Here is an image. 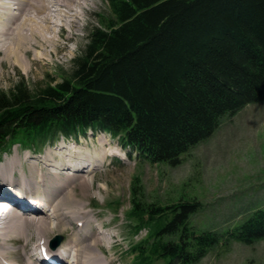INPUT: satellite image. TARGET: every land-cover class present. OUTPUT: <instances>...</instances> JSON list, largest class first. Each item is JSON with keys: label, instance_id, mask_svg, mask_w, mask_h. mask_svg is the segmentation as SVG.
I'll return each instance as SVG.
<instances>
[{"label": "trees", "instance_id": "1", "mask_svg": "<svg viewBox=\"0 0 264 264\" xmlns=\"http://www.w3.org/2000/svg\"><path fill=\"white\" fill-rule=\"evenodd\" d=\"M73 70L33 92H0V153L59 136L105 132L152 164L178 166L224 115L264 99V0H105ZM134 178L125 226L129 264H194L222 237L188 224L197 201L142 202ZM145 230L135 241L133 236ZM229 236L264 240V210Z\"/></svg>", "mask_w": 264, "mask_h": 264}, {"label": "rangeland", "instance_id": "2", "mask_svg": "<svg viewBox=\"0 0 264 264\" xmlns=\"http://www.w3.org/2000/svg\"><path fill=\"white\" fill-rule=\"evenodd\" d=\"M51 10L50 13L59 20V11H53L55 7H51ZM63 14L66 15L64 20L71 18L75 21L70 31L72 37L65 39L67 28L59 31V47L51 57L44 55L45 50L42 48H32L25 55L27 64L19 66L9 61L2 62L0 92H7L22 81L33 92L59 82L63 76L71 73L75 60L83 54L90 31L100 27L103 19L110 16L105 0H85L80 6L71 4L70 9ZM41 54L45 59H34ZM53 143V146H45L40 152L31 153L15 146L0 158V162L17 158L19 175L15 174L16 177H20L22 170L29 174L28 167L34 165L31 169L36 172L32 179L35 182L34 197L46 199L49 191L40 187L35 177L42 176L44 184H48L54 175L48 172V168H52L60 176L64 187L67 177H72L66 176V172H72L70 165L74 167L73 164L80 161L82 165L73 171L74 178L69 188H62L66 200L70 198L65 211L77 210L78 204L84 203L83 209L88 211L90 218L87 223L93 230L97 231L100 224L106 226L104 232L112 236L115 247V250L107 251V256L115 264H129V257L125 255L129 242L125 226L129 223L126 213L130 209L135 177L139 179L138 196L145 204L166 206L179 201L200 203V207L188 219L189 226L196 232L216 233L222 240L194 264H264V240L245 245L229 236V232L252 212L264 210V99L247 104L234 115L221 117L219 126L211 136L191 147L175 167L166 163L152 164L139 158L128 149H122L116 139L103 133L88 132L76 140L60 138ZM60 153L67 154L65 157L70 161L60 157ZM107 154L116 156L112 159ZM80 156H90V159L82 161L79 160ZM121 156L127 158L125 163L119 162ZM46 158L50 166L46 165ZM88 165L94 170L84 171L86 168L83 167ZM14 183L13 179L11 182L8 179L5 190H12L11 186L22 188L20 183H15L17 186ZM3 195L0 191V196ZM70 227H74L73 231L56 230L50 234L48 244L51 243V246L55 236L61 237L54 250H59L69 239L81 233L77 231L75 221H69ZM145 234V230H142L139 238L142 239ZM25 243L24 239L7 242L4 246L7 261L19 260L24 263L27 257ZM36 255L35 251L29 258L34 264H39L34 259ZM62 255L63 258L67 257L66 253ZM72 257L67 258V261H72Z\"/></svg>", "mask_w": 264, "mask_h": 264}, {"label": "bare ground", "instance_id": "3", "mask_svg": "<svg viewBox=\"0 0 264 264\" xmlns=\"http://www.w3.org/2000/svg\"><path fill=\"white\" fill-rule=\"evenodd\" d=\"M83 1L85 0H0V64L5 61L19 66L27 64L25 55L29 54L32 48L44 49V55L49 57L53 56V52L56 54L61 38L59 31L67 28L68 35L65 39L69 40L72 37L70 31L75 26L73 19L64 20L66 15L63 13L70 9L71 4L80 6ZM85 4L87 5V3ZM85 4L83 5L84 8L87 7ZM51 7H55L53 11H59L57 13L60 15L59 20L50 13ZM76 17L79 18L77 12ZM34 59L45 58L41 54L36 55ZM21 68L26 69L25 67ZM60 154V157L70 161L65 157L67 154ZM89 159L90 156L79 157V160L82 161ZM45 163L47 166L51 165L47 158ZM80 165H82L80 161L76 165L73 164L74 167L70 165L72 172H66V176L72 177H67L68 181L64 182L66 185L64 187L69 188L70 182L74 178L73 171L78 170ZM33 167L34 165L28 167L30 169L29 174L22 170L20 177H16L15 174H18L17 158L13 157L0 162V191L4 194L8 192L5 190L8 179L10 182L13 179L16 184L20 183L19 186L22 188L18 187L17 189L11 186L12 190L16 189L12 192L19 197H24L23 205L32 211L30 215L24 213L23 216L19 215L20 211H16L17 215L7 213L4 222L0 225V264L1 261H7L5 244L18 239L26 241L24 250L27 257L24 263H20L19 260H11L7 261V264H34L29 257H32L35 251H39L40 248H45L47 253L61 261V264H115L114 260L107 256V251H113L115 247L112 244V236L104 232L106 226L100 224L102 230H93L87 223L90 218L88 211L83 209L84 203L78 204L77 210L66 213L67 200L69 201L70 198L66 200L65 190H62L64 187H62L61 178L52 168H48V172L54 174L53 178L48 180V184H44L42 176L37 174L38 178L35 177L36 183L49 191L48 197L44 199L46 206L53 201L44 213H42L43 210L38 209L41 205L35 204L37 196L34 197L33 194L35 182L32 179L36 172L31 170ZM83 168H86L84 171L87 172L94 170V167H89V165ZM16 184L15 186H17ZM5 209H9V206H6ZM83 219L84 222H82ZM69 221H75L77 231L79 230L81 233L76 234L69 241H65L66 243L64 242V246L59 250L52 249L51 243L48 244L50 234L56 230L64 232V229L65 231L69 229L73 231L74 227L69 228ZM35 239H37L36 242ZM62 253H66L67 257L63 258ZM71 256H73V260L67 261V258Z\"/></svg>", "mask_w": 264, "mask_h": 264}, {"label": "water", "instance_id": "4", "mask_svg": "<svg viewBox=\"0 0 264 264\" xmlns=\"http://www.w3.org/2000/svg\"><path fill=\"white\" fill-rule=\"evenodd\" d=\"M61 240V237L60 236H55V238L53 239V244L54 245H57Z\"/></svg>", "mask_w": 264, "mask_h": 264}]
</instances>
